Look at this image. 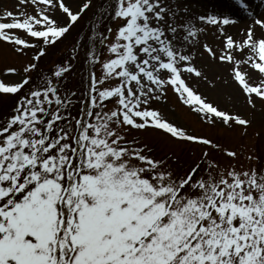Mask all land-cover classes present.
I'll return each instance as SVG.
<instances>
[{"label":"snow or ice","instance_id":"snow-or-ice-1","mask_svg":"<svg viewBox=\"0 0 264 264\" xmlns=\"http://www.w3.org/2000/svg\"><path fill=\"white\" fill-rule=\"evenodd\" d=\"M233 6L0 4V264H264V11Z\"/></svg>","mask_w":264,"mask_h":264},{"label":"rangeland","instance_id":"rangeland-1","mask_svg":"<svg viewBox=\"0 0 264 264\" xmlns=\"http://www.w3.org/2000/svg\"><path fill=\"white\" fill-rule=\"evenodd\" d=\"M16 0H0V4H2L5 7L8 8H12L15 4ZM207 7L210 10L213 9H218V10H222V9H231L234 13H236V15L234 16L235 19L239 20V23H237L235 26L231 27V29H233V33L237 32L238 29L244 27L247 23H249L250 21H248L247 19L244 18L245 14L240 12L238 10L237 7L233 6V0H205ZM253 6L255 5H260L259 9L260 11H264V4H260V0H252ZM88 15L86 14L84 19L80 21V24H78L76 26V28H74L72 30L73 34H75V32L80 29L85 22L88 19ZM62 48L60 51H54L52 54H50L49 56L44 58L45 62H50L51 60L55 59L57 56H59L61 54ZM16 63L18 64L19 61H16ZM77 67L79 68V65H77ZM76 83L77 85L79 84V74H77L76 76ZM170 103H175V98L174 97H170ZM237 107L241 110L244 111L246 110L245 106L243 105V103L241 102L240 104L237 105ZM259 107V104H258ZM79 108V104L76 105V108L73 109V113L76 114L77 110ZM2 111H6V109L4 110H0V114H2ZM187 123L190 124V126L192 127V129L194 131L197 132H207L209 131L206 127H202L201 125H199L196 121V119L193 117L190 121H187ZM261 127H264V115H262L261 113H257V119L256 122L253 124V126L251 128L248 129V133H249V137H252V134L254 132V130H259ZM235 139V138H234Z\"/></svg>","mask_w":264,"mask_h":264},{"label":"bare ground","instance_id":"bare-ground-1","mask_svg":"<svg viewBox=\"0 0 264 264\" xmlns=\"http://www.w3.org/2000/svg\"><path fill=\"white\" fill-rule=\"evenodd\" d=\"M253 4H254V3H253ZM232 30H233V29L229 28V31H230V32H233Z\"/></svg>","mask_w":264,"mask_h":264}]
</instances>
